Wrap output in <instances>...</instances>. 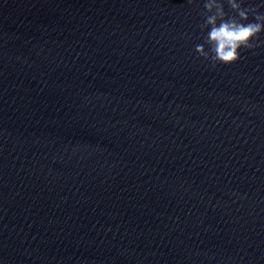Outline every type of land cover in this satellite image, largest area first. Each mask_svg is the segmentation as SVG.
<instances>
[{
  "label": "water",
  "instance_id": "obj_1",
  "mask_svg": "<svg viewBox=\"0 0 264 264\" xmlns=\"http://www.w3.org/2000/svg\"><path fill=\"white\" fill-rule=\"evenodd\" d=\"M201 11L0 0V264H264V33Z\"/></svg>",
  "mask_w": 264,
  "mask_h": 264
},
{
  "label": "clouds",
  "instance_id": "obj_2",
  "mask_svg": "<svg viewBox=\"0 0 264 264\" xmlns=\"http://www.w3.org/2000/svg\"><path fill=\"white\" fill-rule=\"evenodd\" d=\"M264 0L248 4L245 0H202L203 42L195 45L200 57L217 63L232 64L241 58V49L257 47L264 33Z\"/></svg>",
  "mask_w": 264,
  "mask_h": 264
}]
</instances>
